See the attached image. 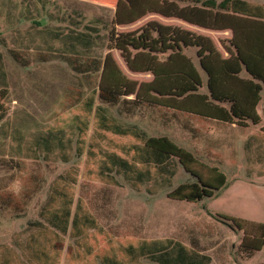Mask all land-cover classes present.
I'll list each match as a JSON object with an SVG mask.
<instances>
[{
  "label": "rangeland",
  "instance_id": "obj_1",
  "mask_svg": "<svg viewBox=\"0 0 264 264\" xmlns=\"http://www.w3.org/2000/svg\"><path fill=\"white\" fill-rule=\"evenodd\" d=\"M12 1L0 0V257L4 255L7 264H37L30 256V243L36 239L50 255H59L58 264L62 258L63 264H99L97 256L112 250L125 257L122 251L130 242L138 245L144 240L171 239L210 255V264H264V245L248 255L239 248L244 230L255 231L264 225V19L192 5V23L198 27L178 17H164L160 8L171 0H157V9L147 8L140 0ZM247 1L264 5V0ZM176 3L179 7L192 4ZM127 8H135L136 13ZM204 10L213 14L204 16ZM116 12L132 20L119 25L117 34L140 35L139 42H148L150 38L144 35L150 31L157 36L151 28L161 30L152 25L160 22L210 37L214 47L207 69L200 64L199 47L182 48L204 78L203 92H208L206 84L213 74L224 77L231 88L241 86L233 77L253 79L249 70L258 77L254 80L262 90L253 114L257 122L248 115L233 116L234 123L223 122L194 115L195 109L181 111L156 104H103L122 126L136 127L146 137L167 136L201 163L223 172L225 183L211 197L192 202L169 196L179 184L196 180L177 161L168 165L174 175L157 172L145 183H132L113 166L105 169L106 151L126 155L123 149L136 140L110 132L94 135L92 116L84 151L77 153L73 122L81 113L77 106L91 92L96 95L94 105L100 103V70L92 59L102 60L111 52L123 73L138 86L152 78L146 71L129 70L121 48H109V29ZM211 26L228 32L212 31ZM79 32L87 34L84 39L89 43L76 36ZM232 32L246 64L240 61L239 66L233 57L238 49ZM127 47L134 55L143 52ZM147 60L138 56L134 64ZM228 101L230 104L223 105L232 107L234 101ZM48 131L54 138L51 152L34 143L39 134ZM64 180L72 182L74 201L80 200L97 228L86 229L78 239L66 233L62 242H56L54 233L59 231L43 214L46 204H57L53 186L65 184ZM236 220L242 222V228L236 226ZM85 245L91 248L89 256L82 250ZM80 252L87 257L83 263ZM137 262L160 264L151 256L138 257Z\"/></svg>",
  "mask_w": 264,
  "mask_h": 264
},
{
  "label": "trees",
  "instance_id": "obj_2",
  "mask_svg": "<svg viewBox=\"0 0 264 264\" xmlns=\"http://www.w3.org/2000/svg\"><path fill=\"white\" fill-rule=\"evenodd\" d=\"M140 1L146 4L147 8L151 9H157L160 4L157 0ZM176 2H188L192 4L179 7ZM164 3L166 6L160 8L165 13L163 14L164 16L178 17L191 23L192 5L200 6L208 10L224 11L225 13L228 12L246 17L264 19V5L250 3L245 0H171L170 2L165 1ZM127 11L136 13L135 8L131 10L127 8ZM170 11L177 13V15L171 14ZM202 12L201 14L204 16L213 14L207 10ZM219 16L225 17L226 15L219 13ZM112 21L113 23L108 35L109 48H121V54L124 56V60L130 69L133 71L151 72L154 77L147 82L140 83L138 86L136 81L127 78L121 72L111 54L108 52L102 60L93 58L92 62H96L98 70L103 63L101 82L99 90L97 91V97L100 103L94 105L96 95L91 92L77 106L81 110V113H77L73 120L77 132V153L81 155L84 151L85 137L89 130V118L92 116L94 135H102L103 132H110L122 136L131 135L136 140L130 147L123 149V151H126V155L115 151H106L104 153L105 169H110L113 166L118 173H122L132 183H145L152 178L151 174L157 172H168L170 176L174 175V170H169L168 165H172L174 161H177L196 180L194 182L179 184L169 193V196L192 202L199 201L203 197H211L214 191L220 189L225 183L226 176L223 172L216 166H207L201 163L193 153L177 145L167 136L146 137L136 127L122 126L121 123H118L113 117L107 114V109L103 104L117 105L123 101L131 103L133 106L143 103L171 106L169 105L171 102L160 100L155 96L158 95L160 97H168L170 100L175 99V102H180L182 107L179 106L180 104L175 103L179 106L177 110L190 111L192 109V97H189L192 96V91H196L202 85V79L194 63L182 51V48L189 45H199L198 54L200 55V64L203 69H207L214 44L207 37L194 35L189 30L177 26L164 25L162 23L152 24L161 29L151 28V30L157 32V36H154L152 31H150L148 35H144L147 39L150 38L149 41L139 42L138 37L140 35L135 37L134 35L122 32L124 35L119 36L117 34L118 31H116V24H127V22L129 24L132 20H129L123 15L120 17L116 12L115 18ZM211 28L223 29L212 26ZM90 29L95 30L94 28ZM76 36L84 40L85 43H89L88 39H84L87 36L86 33L79 32L76 33ZM231 39L232 42H235L238 49V55H234L233 57L240 66V61L245 63V58L243 59L244 52L235 35ZM127 45L133 46L136 50L142 49L143 52L134 55ZM205 50H207L206 53ZM167 52L168 54L163 58L158 56L159 53L164 54ZM138 56L148 60L136 66L134 60ZM71 66L74 68L77 67L73 64ZM237 70L235 69L233 71L235 75ZM249 72L252 74L253 79L258 78L250 70ZM213 75H211L212 77L210 76L208 85L210 95L217 100H233L234 104L230 107L231 115H228L226 110L218 109V106L212 103L206 94L197 95L198 101L194 103V106L204 111L205 114L206 110L210 111V114H214L212 113L216 112L214 110H220L224 114L223 116L219 115L222 116L220 117L222 120L231 121L233 116L248 115L254 122H257L253 114L255 115L254 108L259 100L258 91L261 89L260 84L253 83L251 79L246 80L238 75L237 77H233V79L240 83L241 86L231 88L228 81H223L224 77ZM129 94H134V97L127 98L126 95ZM166 102L167 104H165ZM49 148L47 149L49 152L54 149V147ZM197 167H202L206 172H202ZM64 182L65 184L60 185L58 183L53 186L54 198L57 204L53 202V206L52 204L48 206L43 214L48 224L59 231L54 233L56 242H62L61 236L68 231L70 236L78 238L85 234L86 229L97 227L95 218L84 210L79 199L72 213L71 207L74 198L72 185H70L72 182L65 180ZM234 223L238 228L243 227L241 221L236 220ZM260 227L261 231L260 229L255 231L244 230L245 235L240 242L239 248L246 255L252 253L254 250L260 249L264 245V225H260ZM146 246L149 256L160 264H207L210 260L209 256L190 250L179 241H172L171 239L154 241ZM98 257L102 264H116L118 261L114 255L108 253L101 254ZM44 258L37 253L35 258L36 263L44 264L46 262L45 260H48L50 256L48 255L46 259ZM47 264L58 263L57 260H50Z\"/></svg>",
  "mask_w": 264,
  "mask_h": 264
},
{
  "label": "crops",
  "instance_id": "obj_3",
  "mask_svg": "<svg viewBox=\"0 0 264 264\" xmlns=\"http://www.w3.org/2000/svg\"><path fill=\"white\" fill-rule=\"evenodd\" d=\"M9 2H12L13 3V1L12 0H8ZM245 1H247V0H245ZM248 2H251V1H248ZM257 1H254V2H252V3H256ZM258 3H261V1L260 2H258ZM258 3H256V4H258ZM11 9H13V8H11ZM163 17V16H162ZM164 17H166V16H164ZM112 18H115V14L113 13V16H112ZM179 19H181V18H179ZM182 21H184V22H186V23H188V24H191V25H195V23H191V22H188V21H185V20H183V19H181ZM161 23V22H160ZM163 24V23H162ZM119 25H123V24H116V28L119 26ZM164 25H167V24H164ZM168 26H170V25H168ZM195 26H198V25H195ZM174 27H176V26H174ZM177 27H179V26H177ZM199 27V26H198ZM179 28H181V27H179ZM183 29V28H182ZM203 29H208V28H203ZM210 30H212V31H227V30H225V28H223V29H213V28H209ZM185 30H188V29H185ZM192 32V31H191ZM228 32V31H227ZM195 35H196V33H195ZM232 35H233V32H232ZM200 36H203V37H207L208 39H210L211 41H212V43L214 42L210 37H208V36H206V35H201L200 34ZM195 47L197 46V47H199V45H194ZM114 49H116V48H114ZM109 54H111V52H108ZM106 55V54H105ZM104 55V56H105ZM111 56H112V54H111ZM189 57V56H188ZM112 58H113V60H114V62H115V64L118 66V68L121 70V72L123 73V70L119 67V65L117 64V62L115 61V59H114V57L112 56ZM190 58V57H189ZM103 59H104V57H103ZM191 59V58H190ZM192 61V60H191ZM194 63V62H193ZM79 64H82V63H79ZM125 64H126V67L129 69V70H131V71H133L132 69H130L129 67H128V65H127V63H126V61H125ZM195 65V64H194ZM80 66V65H79ZM195 67H196V65H195ZM102 68H103V63L101 64V66H100V77H99V82H98V86H97V91L99 90V85H100V82H101V74H102ZM133 72H140V71H133ZM148 73H150L151 75H152V78L154 77L153 76V74L151 73V72H148ZM124 74V73H123ZM125 75V74H124ZM126 76V75H125ZM127 77V76H126ZM242 77V76H241ZM128 78V77H127ZM151 78V79H152ZM242 78H244V79H246V80H249V79H251V78H246V77H242ZM150 79V80H151ZM201 79H202V85L196 90V91H192V96H190L189 98H191L192 97V109H195V110H192V114H194V115H197V116H203V117H207V118H213V119H217V120H222L220 117H222L224 114H223V112L222 111H220V110H214V111H216V112H212V113H214V114H210L209 112L210 111H208V110H206V114H205V112L204 111H201L199 108H197V107H195L194 105V103H196L197 101H198V99H197V95H199V94H206V95H208L209 96V99L211 100V102L212 103H214V104H216L217 106H218V109H221V110H227V111H229V113H228V115H231V112H230V106H226V105H223V103L224 104H230V102L229 101H225V100H217V99H214V98H212L211 97V95H210V92H209V88H208V84H206L207 85V90H208V92H203L202 90H201V88L202 89H205V81H204V78H202V76H201ZM251 81L253 82V83H258V81L257 80H254V79H251ZM248 84H250V83H248ZM260 87H261V89L258 91V96L259 97H261V95H260V93H261V90H262V86L260 85ZM127 97H129V96H134V94H129V95H126ZM155 96H157V98L158 99H162L163 101H169V102H171V103H169V104H171V105H173L172 107L171 106H166V105H163V106H165V107H168V108H172V109H175V110H177V107H179V106H177L176 104H180V102H175V99H173V100H170V98L168 99V97L166 98V97H160V96H158V95H155ZM179 99V98H178ZM261 99V98H260ZM260 99L258 100V102L257 103H259V101H260ZM176 103V104H175ZM179 109V108H178ZM219 115H222V116H219ZM223 122H229V123H234L233 122V119L230 121V120H228V121H226V120H222ZM90 128V127H89ZM52 133H51V131H48V132H45V133H43V134H39L36 138H35V144H36V146L37 147H39V148H42L44 151L45 150H47V149H50L49 147H53V142H52V140L54 139L53 137H52ZM46 141H48V142H46ZM78 200V199H77ZM75 201H74V198H73V203H72V207H71V211H72V213H73V211H74V209H75V205H76V202L74 203ZM51 204H46L45 206L46 207H44V212H45V210H46V208H47V206H50ZM93 228H97V227H91V228H89V229H93ZM67 233H69V231L67 232ZM70 235V234H69ZM75 239H78V238H76V237H74ZM31 240V239H30ZM29 240V241H30ZM55 240H56V237H55ZM162 239H153V240H151V241H146V240H144V241H142L140 244H138V245H135V244H133V243H129L128 245H127V247L122 251V253H123V255L125 256V257H122V256H120L119 254H118V252H116V251H114L113 252V250L110 252V253H108V254H110V255H114L117 259H118V261L116 262V264H137L138 262H137V260H138V257H143V256H149V254H148V251H147V246L146 245H148L149 243H152V242H154V241H161ZM30 244H32V252L33 253H31V259H32V261H36V256H37V253H39V255H41V256H43V257H45L44 259H46V256H50V258L48 259V260H45L46 262L44 263V264H47L50 260L51 261H53V260H57V263H58V256H54V255H50L49 254V252L47 251V249L45 248V246L44 245H42L41 243H38L37 241H36V239H34L33 241H32V243H30ZM37 248V249H36ZM91 248L89 247V246H86L85 245V247H83L82 248V250L84 251V253L85 254H88L87 256H89V254H92L91 252H89V250H90ZM78 254H80V256L79 257H82V252H80V253H78ZM202 254V253H201ZM63 255H65V251L63 252ZM94 255V257H95V254H93ZM205 255H207V256H209V258H210V260H209V262L207 263V264H210L211 263V257H210V255H208V254H205ZM99 256V255H98ZM97 256V259L99 260V264H102L101 263V260H100V258ZM96 258V257H95ZM79 259V258H78ZM87 259V257H82L81 259H79V261L80 262H82L83 263V261L84 260H86ZM14 263H15V261H14ZM13 263V264H14ZM0 264H7V261H6V258L4 257V255H1V257H0ZM61 264H63V258H62V262H61Z\"/></svg>",
  "mask_w": 264,
  "mask_h": 264
}]
</instances>
